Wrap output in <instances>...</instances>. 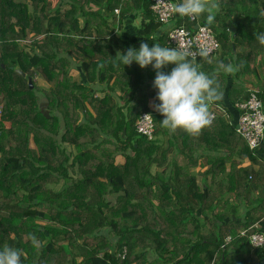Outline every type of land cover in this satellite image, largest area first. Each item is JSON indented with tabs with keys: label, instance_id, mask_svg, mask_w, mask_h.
<instances>
[{
	"label": "trees",
	"instance_id": "1",
	"mask_svg": "<svg viewBox=\"0 0 264 264\" xmlns=\"http://www.w3.org/2000/svg\"><path fill=\"white\" fill-rule=\"evenodd\" d=\"M151 4L0 0V248L23 249V264H264V246L250 241L264 233V142L252 150L236 128L237 104L253 92L264 111V0H218L211 24L207 12L172 19L211 26L221 45L189 58L219 82L210 111L221 104L229 114L199 135L163 128L155 69L115 57L142 42L173 47ZM129 19L135 40L122 34ZM221 61L239 71H217ZM146 112L153 138L137 128ZM106 231L115 252L104 249Z\"/></svg>",
	"mask_w": 264,
	"mask_h": 264
},
{
	"label": "clouds",
	"instance_id": "2",
	"mask_svg": "<svg viewBox=\"0 0 264 264\" xmlns=\"http://www.w3.org/2000/svg\"><path fill=\"white\" fill-rule=\"evenodd\" d=\"M218 7V0H180L172 4L171 9L175 14L189 18H198L207 12L206 20L211 24L215 19L212 10ZM256 38L264 44V33ZM201 56L208 57L209 52L202 50ZM115 57L124 66L136 62L141 68L151 65L155 69L153 87L158 90L156 99L160 103L153 107L164 117L160 122L163 128L171 133L183 129L190 135H199L211 126L214 117L210 105L222 99L220 85L214 75L202 71L199 64L188 58L186 50L162 46L158 41L151 47L142 42L139 49L129 47L126 54L118 51ZM169 64L175 65L170 73L163 70ZM221 70L235 74L239 66L221 61L217 71ZM32 240L36 246V237ZM22 258L23 249L7 245L0 248V264H23Z\"/></svg>",
	"mask_w": 264,
	"mask_h": 264
},
{
	"label": "built area",
	"instance_id": "3",
	"mask_svg": "<svg viewBox=\"0 0 264 264\" xmlns=\"http://www.w3.org/2000/svg\"><path fill=\"white\" fill-rule=\"evenodd\" d=\"M151 2V8L157 15V20L169 26L168 43L174 48L186 50L188 58L198 59L202 57V50H207L209 56H214L220 49L219 39L211 26L201 24L198 21L193 29L184 25L172 24V19L177 14L172 11L171 6L177 2L174 0H151ZM116 12L118 13L119 10H116ZM196 19L190 18L192 21H196ZM237 107L241 111L236 122L237 131L248 143L249 147L254 150L264 142L263 102L258 98L256 92H253L248 100L238 103ZM212 114L214 119L218 114L229 118V114L221 104L215 105ZM137 128L139 132L148 135L149 138H153L155 125L152 114L143 113L138 119ZM250 241L256 246H264V233L255 232L251 236ZM124 254L125 252L121 255L123 258L125 257Z\"/></svg>",
	"mask_w": 264,
	"mask_h": 264
},
{
	"label": "crops",
	"instance_id": "4",
	"mask_svg": "<svg viewBox=\"0 0 264 264\" xmlns=\"http://www.w3.org/2000/svg\"><path fill=\"white\" fill-rule=\"evenodd\" d=\"M164 30H166V29L164 28ZM122 34H123L124 37H127V38H129L131 40H135V36H136L135 35V26L133 25V23H132V21L130 19L126 21L124 29L122 31ZM234 116H236V113H234ZM206 168H207V166H202V164H201V165H199L197 167L196 170L197 171H204ZM200 176H201V179H202V186L204 187L205 184L203 183V176L202 175H200ZM207 180H208V178H207ZM105 234L108 236L110 243H109V245L105 246L104 249L109 250V252H115V250L117 248L116 238L111 235V232L106 231ZM102 246H104V245H102ZM102 253H103V250H101L99 255L102 254ZM147 257H148L149 260L153 261V259H155L157 257V254L154 251L149 250L148 254H147ZM134 264H136V263H134ZM146 264H148V263H146ZM212 264H215V261Z\"/></svg>",
	"mask_w": 264,
	"mask_h": 264
},
{
	"label": "rangeland",
	"instance_id": "5",
	"mask_svg": "<svg viewBox=\"0 0 264 264\" xmlns=\"http://www.w3.org/2000/svg\"><path fill=\"white\" fill-rule=\"evenodd\" d=\"M54 2H56L57 0H53ZM217 11V8H215V9H213V12H216ZM39 38H41L40 36H39ZM32 39H34V36H32V35H29V37H28V40L25 42V43H27L29 46H30V43H32L31 42V40ZM28 47V46H27ZM27 50H29V48H27ZM79 71V72H78ZM71 74H72V77H73V79H75V80H81V71L79 70V69H77V68H74V69H72V71H71ZM37 79V83L40 85V86H42V87H45V88H49V84L46 82V81H44V80H41L39 77H37L36 78ZM85 79V75H84V77H83V79L82 80H84ZM81 80V81H82ZM104 94L105 93H103V92H98L97 93V95H99L100 97H103L104 96ZM44 98V97H43ZM8 125H9V123H7ZM30 144H31V146L32 147H36V145H35V143H34V141H33V139L31 138V140H30ZM181 156H179L178 158H180ZM197 171V170H196ZM199 184H200V186L202 187V179H201V176H199ZM55 187H58V186H55Z\"/></svg>",
	"mask_w": 264,
	"mask_h": 264
},
{
	"label": "water",
	"instance_id": "6",
	"mask_svg": "<svg viewBox=\"0 0 264 264\" xmlns=\"http://www.w3.org/2000/svg\"><path fill=\"white\" fill-rule=\"evenodd\" d=\"M16 71L22 73V75L24 77H28V82L30 84V87L33 88V78L31 76H27L26 72H24L22 70V68L20 67V65H18L16 68H15ZM48 104V99L46 97L42 98L41 99V102H40V106L43 108V111L45 113L46 116H49V111L48 110H45V107L47 106Z\"/></svg>",
	"mask_w": 264,
	"mask_h": 264
}]
</instances>
